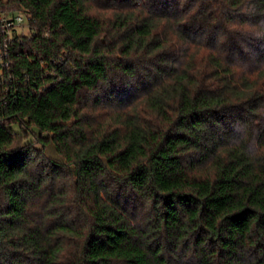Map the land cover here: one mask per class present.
Returning a JSON list of instances; mask_svg holds the SVG:
<instances>
[{
    "label": "trees",
    "instance_id": "16d2710c",
    "mask_svg": "<svg viewBox=\"0 0 264 264\" xmlns=\"http://www.w3.org/2000/svg\"><path fill=\"white\" fill-rule=\"evenodd\" d=\"M0 12V264H264V0Z\"/></svg>",
    "mask_w": 264,
    "mask_h": 264
},
{
    "label": "built area",
    "instance_id": "2783aa9c",
    "mask_svg": "<svg viewBox=\"0 0 264 264\" xmlns=\"http://www.w3.org/2000/svg\"><path fill=\"white\" fill-rule=\"evenodd\" d=\"M34 32L29 27V17L0 12V76L2 70L10 66L9 56L12 46L20 43L24 36L34 35Z\"/></svg>",
    "mask_w": 264,
    "mask_h": 264
}]
</instances>
